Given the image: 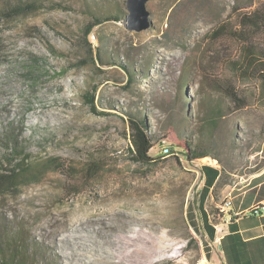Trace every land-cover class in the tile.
I'll list each match as a JSON object with an SVG mask.
<instances>
[{
    "label": "rangeland",
    "instance_id": "1",
    "mask_svg": "<svg viewBox=\"0 0 264 264\" xmlns=\"http://www.w3.org/2000/svg\"><path fill=\"white\" fill-rule=\"evenodd\" d=\"M7 1L38 5L30 14L0 18V135L6 121L23 120L28 142L23 163L35 182L2 193L0 214L23 225L29 241L42 250L37 261L218 264L197 207L200 168L209 159L177 161L169 155L157 164L129 161L123 111L145 112L152 135L161 139L154 156H160L169 124L188 114L192 123L187 126L197 141L204 134V115L212 113L218 114L212 140L235 173L262 161L263 154L256 155L264 143L262 107L233 109L204 73L245 85L230 66L240 44L208 35L223 21L235 23V9L248 11L264 0H218L209 9H192L184 26L166 35L170 11L180 0H149L150 26L139 32L122 23L126 0ZM116 9L124 13L122 21L105 22L84 35L92 12ZM100 39L103 62L89 50L95 53ZM252 42L264 48V32ZM121 63L132 68L130 84ZM92 86L100 114L83 101ZM245 87L253 91L252 84ZM91 162L101 168L90 175Z\"/></svg>",
    "mask_w": 264,
    "mask_h": 264
},
{
    "label": "trees",
    "instance_id": "2",
    "mask_svg": "<svg viewBox=\"0 0 264 264\" xmlns=\"http://www.w3.org/2000/svg\"><path fill=\"white\" fill-rule=\"evenodd\" d=\"M217 2L218 0H204V3L196 4L192 3L191 0L178 1L170 11L163 34L166 35L180 30L184 26L185 18L192 14L190 10H199L203 7L209 9V6L215 5ZM37 9L38 5L34 3H10L6 0L1 6L0 18L11 19L30 14ZM234 13L235 23L229 20L223 21L208 36L212 41L228 38L240 44L238 59L232 60L230 66L237 75L235 78L245 85L247 83L252 84L253 91L246 90L245 85H242L241 88L236 87L234 81L232 82L229 79H220L218 76L206 73L204 75L211 76L212 79L210 80L213 86L226 95L233 105V109H244L249 107L250 104L255 106L258 103L264 111V48L252 42V38L257 33L264 32V2L248 11L237 8ZM123 17L124 13H121L119 9L108 14H95L92 12L90 14L91 21L85 27L84 35L89 37L94 27L109 21H122ZM103 44L101 39L98 40L95 53H92V49H89L90 55L93 54L95 60L98 59L100 62H103L105 53ZM191 55L193 56V54H189V57ZM90 60L94 62L93 58H90ZM86 63L87 61H82V64ZM120 67L127 73L128 83H132L135 79L132 68H129L126 63H123ZM185 72L187 71L185 70ZM185 83L186 75L183 71L181 83L183 87ZM94 90L95 86H92L90 91L85 92L83 101L89 106L91 112L100 114L94 105ZM123 115L128 128L127 134L124 135L128 141L125 157L133 163L143 165L157 164L160 162L158 160L159 157L169 155H174L177 161L178 159H184L188 162L210 158L216 162L218 167V170H213L214 179L218 177L217 185L222 182V177L225 174L235 168H233L232 161H228L225 158L222 148L218 146L216 141L212 140V129L215 128L218 114L206 113L204 115L202 121L203 131H201L204 134L197 141L192 139L191 130L188 127L191 126L192 122H190L188 114L180 117L175 123L169 124L165 130V136L162 137L165 143L162 145L160 156L151 154L156 147L155 145H161L159 143L161 139L156 141V138L152 135L145 112L138 107H126ZM24 134L23 120L11 119L2 125L0 135V143L2 145L0 154V195L35 182L34 179L30 178L32 175H28V169L24 167L23 163L28 143ZM19 157L21 158L19 161H14ZM99 168H101L99 163L91 162L87 171L91 175ZM201 170L206 172L211 169L208 166H202ZM213 180L210 183L205 180L204 186L199 193L201 197L203 196L204 198L207 195ZM211 214V222L214 225H218L222 215L217 208L213 209ZM5 218L0 214V264H41V261H37V256L42 250L29 241L22 227L23 225L12 224ZM201 230L211 243L215 231L214 227L202 221Z\"/></svg>",
    "mask_w": 264,
    "mask_h": 264
},
{
    "label": "crops",
    "instance_id": "3",
    "mask_svg": "<svg viewBox=\"0 0 264 264\" xmlns=\"http://www.w3.org/2000/svg\"><path fill=\"white\" fill-rule=\"evenodd\" d=\"M263 154L262 161H251L243 172L229 171L217 185L213 170H218L216 162L210 158L205 163L211 170L202 172L201 186L205 180L212 185L207 195L197 197V207L201 222L214 227L211 244L217 252L218 264H264V215H252L247 211L257 204H264V143L257 154ZM214 189L218 192L214 196ZM228 198L231 206L222 214L218 225L211 222V211L222 205ZM215 238H218L216 243Z\"/></svg>",
    "mask_w": 264,
    "mask_h": 264
},
{
    "label": "water",
    "instance_id": "4",
    "mask_svg": "<svg viewBox=\"0 0 264 264\" xmlns=\"http://www.w3.org/2000/svg\"><path fill=\"white\" fill-rule=\"evenodd\" d=\"M149 0H126L127 14L122 22L129 31L139 32L150 26L147 3Z\"/></svg>",
    "mask_w": 264,
    "mask_h": 264
},
{
    "label": "built area",
    "instance_id": "5",
    "mask_svg": "<svg viewBox=\"0 0 264 264\" xmlns=\"http://www.w3.org/2000/svg\"><path fill=\"white\" fill-rule=\"evenodd\" d=\"M231 206V201L226 198L220 207H218V212L222 215L226 209H228ZM247 213L252 214V215H264V204H257L251 207ZM216 243L218 242V238H215Z\"/></svg>",
    "mask_w": 264,
    "mask_h": 264
}]
</instances>
